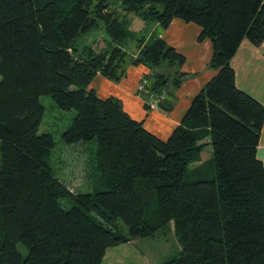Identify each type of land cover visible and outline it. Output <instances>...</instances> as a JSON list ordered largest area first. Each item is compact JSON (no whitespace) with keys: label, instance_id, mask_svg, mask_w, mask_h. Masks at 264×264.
Returning <instances> with one entry per match:
<instances>
[{"label":"trees","instance_id":"1","mask_svg":"<svg viewBox=\"0 0 264 264\" xmlns=\"http://www.w3.org/2000/svg\"><path fill=\"white\" fill-rule=\"evenodd\" d=\"M176 19L202 29L217 73L162 140L91 86L144 65L147 94L170 111L186 59L148 30ZM100 27L104 42L77 46ZM246 40L264 43V0H0V264H102L109 249L172 231L181 252L161 264H264V105L232 67ZM43 96L77 113L64 145L97 143L75 192L60 181L54 135L40 133Z\"/></svg>","mask_w":264,"mask_h":264},{"label":"crops","instance_id":"2","mask_svg":"<svg viewBox=\"0 0 264 264\" xmlns=\"http://www.w3.org/2000/svg\"><path fill=\"white\" fill-rule=\"evenodd\" d=\"M160 34L163 39L179 53L186 61L180 70L186 75L182 84L170 95L167 110H153L148 106L149 95L146 89L139 91V85L151 73V69L144 65H131L126 74L119 82H113L101 75H98L92 83V88L101 99L114 97L119 99L124 110L136 121L142 122L144 127L162 140H167L173 131L178 127L185 117L195 96L203 87L212 80L216 71L210 69L208 64L212 58L213 48L209 39L199 42L202 29L193 24L182 20H174L166 30L155 25L149 31ZM136 51V48L132 52ZM232 67L236 72V84L239 89L251 95L254 99L264 105V43L256 47L247 40L243 42L237 55L232 60ZM171 91V89H170ZM257 156L264 165V127L261 132L260 145L257 149ZM162 241L160 247L166 255L164 242L167 239H151ZM145 241V240H143ZM140 240L132 243L109 249L105 255L103 263L106 262L109 252L121 254L129 264L141 263L142 257L146 261L147 257L151 262L148 264H161L165 260H154L155 254L152 252L154 243H147L149 251H142L138 248ZM163 247V248H162ZM114 250V251H112ZM175 255V254H174ZM172 257V256H171ZM152 261H155L154 263ZM144 264H146L144 262Z\"/></svg>","mask_w":264,"mask_h":264},{"label":"rangeland","instance_id":"3","mask_svg":"<svg viewBox=\"0 0 264 264\" xmlns=\"http://www.w3.org/2000/svg\"><path fill=\"white\" fill-rule=\"evenodd\" d=\"M129 19L131 29L135 31L136 34L141 36L144 33V30L146 29L144 22L135 15H130ZM148 31H150V28ZM104 36V30L102 29V27H100V29L96 30L92 34L85 35L79 38L77 46L82 48L85 45H92L95 42H104ZM144 36L146 35L144 34ZM41 102L46 108V115L44 117L43 124L40 128V133L48 132L54 135L57 144V151L55 156H57L58 159L61 158L63 160L62 165H60L59 162L56 161L58 172L61 176L60 181L63 182L67 187H69L71 191L75 192L76 187H82L85 182L81 179V177L83 176V167L84 165H86L84 164V156H86L87 158L89 174L94 170L95 162L93 152L97 147V143L93 141L87 144V150L85 151V153H83L84 150L81 145H64L61 141V135L71 126L73 119L76 117L77 113L75 111L66 112L60 110L53 102L50 96H43L41 98ZM202 157L204 158V160L210 159L211 153L209 151H206L203 153ZM64 165H66V168H64ZM85 190V188H81V192H86ZM63 207L65 209H70V206L66 203L63 204ZM119 224L122 230L127 232V227L121 221H119ZM164 239H167V241L164 242V245L167 247L166 255H164V253L161 251L164 248L162 247L163 249H160V247L162 246V241L160 240H156L155 242H146L153 241L151 239H146L145 241L140 240L137 245L140 250L146 252V250H150L149 247H147V243H154V246H152V252L155 254V256H153L154 260H163L164 258H169V256L171 257L174 256V254H179L181 252V247L177 242L173 231ZM123 256L121 254H118L117 252H113V254H111L110 251L107 260L106 262H104V264H129V262L126 261ZM142 260L143 261L139 264H144V262L148 264L147 261H149L150 263L152 259L150 260V258L147 257L145 261L142 257ZM152 262L154 263L155 261Z\"/></svg>","mask_w":264,"mask_h":264},{"label":"built area","instance_id":"4","mask_svg":"<svg viewBox=\"0 0 264 264\" xmlns=\"http://www.w3.org/2000/svg\"><path fill=\"white\" fill-rule=\"evenodd\" d=\"M148 85V80L145 78L139 85V91L142 92L146 89V86ZM165 100V96L161 95L158 97H155L154 95L150 96L148 106L153 110H160V103Z\"/></svg>","mask_w":264,"mask_h":264}]
</instances>
